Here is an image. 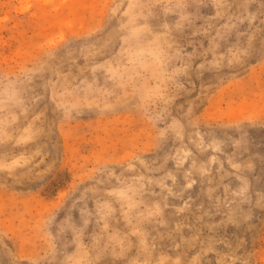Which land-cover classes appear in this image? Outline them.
<instances>
[{
  "label": "rangeland",
  "instance_id": "obj_1",
  "mask_svg": "<svg viewBox=\"0 0 264 264\" xmlns=\"http://www.w3.org/2000/svg\"><path fill=\"white\" fill-rule=\"evenodd\" d=\"M0 264H264V0H0Z\"/></svg>",
  "mask_w": 264,
  "mask_h": 264
}]
</instances>
